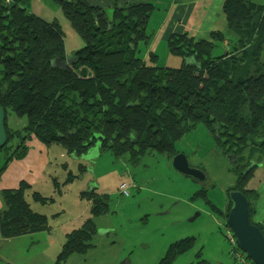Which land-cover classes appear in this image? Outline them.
<instances>
[{
    "label": "trees",
    "instance_id": "obj_1",
    "mask_svg": "<svg viewBox=\"0 0 264 264\" xmlns=\"http://www.w3.org/2000/svg\"><path fill=\"white\" fill-rule=\"evenodd\" d=\"M28 1L0 0V108L7 138L0 150H12L10 160L23 159L25 142L31 139L47 148L56 145L76 159L98 147L132 165L148 152L171 160L179 153L175 143L202 125L220 153L230 156L235 179L222 211L205 198L204 190L196 194L225 219L228 193L240 192L248 202L250 223L264 236V227L253 221L257 189L264 181V6L222 1L231 40L220 30L209 32L207 39L171 34L165 46L181 60L175 70L156 67L155 53L148 52L147 60L137 55L139 44L147 50L154 32L147 33L149 18L154 11L165 12L151 0L112 5L109 18L86 0H51L84 44L73 65L64 62L60 27L29 13ZM221 44L227 48L214 55ZM54 60L65 67L53 68ZM7 111L24 117L25 125L10 128ZM250 164L258 166L243 176ZM73 178L68 174L66 183ZM29 190L21 182L1 192L3 239L49 230L47 217L33 212L25 200ZM31 198L40 205L52 202L34 191ZM81 198L90 217L65 235L54 264L87 253L96 233L92 218L107 213V196L91 189ZM194 243L189 237L170 244L157 264H172Z\"/></svg>",
    "mask_w": 264,
    "mask_h": 264
},
{
    "label": "rangeland",
    "instance_id": "obj_2",
    "mask_svg": "<svg viewBox=\"0 0 264 264\" xmlns=\"http://www.w3.org/2000/svg\"><path fill=\"white\" fill-rule=\"evenodd\" d=\"M93 1L86 0L92 5ZM158 1L151 0L154 4ZM249 1L264 4V0ZM111 6L105 10L107 18L110 17ZM216 8L217 4L211 7L208 21L215 18ZM27 11L60 27L66 64L73 65L80 59L77 51L84 44L56 4L51 0H29ZM164 15L154 11L148 20L147 33L159 27ZM208 21L204 27L206 30L209 29ZM208 34L203 31L200 37L207 39ZM138 49L137 55L144 57L145 47L139 44ZM222 51L223 44L213 54L219 55ZM155 54L156 67L178 70L181 60L169 55L166 46L160 45ZM262 56L264 58V52ZM7 112L6 122L10 128L20 129L25 125L24 117L18 118L11 111ZM175 149L185 156L191 168L202 169L207 180L198 182L181 176L172 169L171 160L155 152H148L132 165L125 160L114 159L107 151L89 149L76 159L65 153L59 157L56 152L62 149L56 145L49 148L48 172L37 181V186L27 192L25 200L32 209L47 217L53 240L78 228L90 217L89 205L81 198L85 191L94 189L96 194L108 197L107 213L92 218L96 229L93 247L87 253L70 255L63 264H157L170 244L189 237L195 239L193 247L172 264H236L225 238V229H229L225 219L196 194L204 190L205 198L217 210H224L226 190L235 179L230 156L220 153L215 138L202 125L195 126L176 142ZM11 152L3 148L0 159L10 156ZM82 167L84 169L80 172L78 169ZM68 174L74 178L66 183ZM54 181L58 183L59 191L53 187ZM122 182H131L134 186L128 189L127 197L118 191ZM263 188L264 181L257 191ZM33 191L52 199V202L46 205L35 203L31 198ZM37 250L36 247L34 251ZM55 255L49 249L37 261L54 264Z\"/></svg>",
    "mask_w": 264,
    "mask_h": 264
},
{
    "label": "crops",
    "instance_id": "obj_3",
    "mask_svg": "<svg viewBox=\"0 0 264 264\" xmlns=\"http://www.w3.org/2000/svg\"><path fill=\"white\" fill-rule=\"evenodd\" d=\"M144 1L147 0H94L93 6H98L106 10L111 5L122 6L126 3ZM222 1L177 0L175 2L173 0H160L156 2L160 10L163 9L165 11V15L159 27L152 34L149 47L145 50V60H147L148 52L155 53L160 45L165 46V42L171 34L185 33L189 37L200 39L203 31H206L208 34V32L220 30L226 33L229 40L234 39L227 32L223 16L221 15ZM252 3L264 6L262 2H260L261 4ZM215 4H217L215 18L211 17L210 21H208L209 16H211L209 11ZM89 5H92V3ZM207 21L209 25L208 30L204 29ZM224 46L227 48V44ZM24 146L26 147V153L23 159L10 160V156L7 157V155H2L3 157L0 159V213L5 209L1 199V192L3 190L16 189L21 182L28 184L30 189H32L33 186H37V181L46 176L45 173L48 172L47 168L51 160L49 158L50 147L43 146L35 139L26 141ZM91 149L97 152L99 151L98 147H92ZM63 153V151L56 152L59 157ZM257 192L259 194V201L256 205V213L253 221L264 227V188L259 189ZM30 208L33 212L44 215L42 212L32 209L31 206ZM65 235L62 237L59 236L56 240L52 239L50 230L9 239H3L0 235V264H42L37 260L49 249L57 254ZM36 247L38 248L37 252L34 251Z\"/></svg>",
    "mask_w": 264,
    "mask_h": 264
},
{
    "label": "water",
    "instance_id": "obj_4",
    "mask_svg": "<svg viewBox=\"0 0 264 264\" xmlns=\"http://www.w3.org/2000/svg\"><path fill=\"white\" fill-rule=\"evenodd\" d=\"M65 63L54 60L53 68L65 67ZM6 134L4 131V111L0 108V149L6 144ZM172 169L181 176L191 178L198 182L205 181L206 177L197 168H191L185 156L181 153L174 155L171 159ZM255 164H250L243 176L252 170ZM230 208L225 218V225L233 233L237 247L253 264H264V236L261 231L252 225L249 220L248 202L238 191L228 193Z\"/></svg>",
    "mask_w": 264,
    "mask_h": 264
},
{
    "label": "built area",
    "instance_id": "obj_5",
    "mask_svg": "<svg viewBox=\"0 0 264 264\" xmlns=\"http://www.w3.org/2000/svg\"><path fill=\"white\" fill-rule=\"evenodd\" d=\"M134 187L131 182H122L119 187L118 191L122 196H128V189ZM225 238L230 246V253L233 255L234 262L236 264H253L241 251H238L237 243L235 237L231 230L225 229Z\"/></svg>",
    "mask_w": 264,
    "mask_h": 264
}]
</instances>
